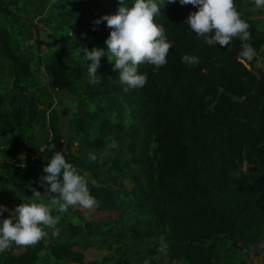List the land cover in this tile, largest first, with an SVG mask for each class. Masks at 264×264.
<instances>
[{"label": "trees", "instance_id": "1", "mask_svg": "<svg viewBox=\"0 0 264 264\" xmlns=\"http://www.w3.org/2000/svg\"><path fill=\"white\" fill-rule=\"evenodd\" d=\"M16 1L0 0V15L17 17L9 9ZM239 2L235 0L236 7ZM159 5L161 12L155 22L164 26L173 47L163 67H139L148 77L143 88L125 92L118 71L103 70L102 65L99 83L85 81L83 66L67 65L74 59L77 43L65 45L44 64L52 88L78 96L76 113L86 117L96 114L92 122L81 121L74 127V134L81 133L79 147L98 151L106 147L116 155L110 158L99 153L92 161L91 156L69 152L60 127V119L69 109H51L48 120L39 121L48 127L39 144L34 141L37 137L27 134L15 145L26 159L11 155L17 166L4 164L0 186L5 193L9 184L21 191L42 193L30 179L40 180L54 152L60 151L79 173H89L95 184L88 182V188L95 198L111 203L113 193L107 186H116L128 206L154 216V223L168 233L166 264H213L210 252L216 239L227 241L238 252L236 230L243 235L249 228L253 239L264 231V71L256 69L253 60L239 62V39L227 47L210 46L191 32L185 21L190 12L198 10L192 5L182 6L179 0L171 4L159 0ZM249 25L251 39L247 43L257 51L264 44V29ZM0 52L14 67L15 87L33 89L20 84L32 75L29 61L14 50L1 22ZM184 55L197 56L199 63L186 65ZM28 105L31 107L20 106L10 113L0 110L1 136L13 133L15 127L22 131L23 115L31 124L37 120L34 101L28 100ZM112 137L118 140L115 148ZM52 145L55 148L49 151ZM124 151L128 152L125 160L119 157ZM31 157L36 159L31 161ZM244 163L250 167L243 169ZM114 168L119 173L114 174ZM127 176L132 180L130 189L124 186ZM69 227L75 234L89 230L91 223ZM44 245L43 239L18 255L0 253V258L5 264H30ZM47 245L56 260L73 256L82 262L68 241ZM17 249L15 245L10 248Z\"/></svg>", "mask_w": 264, "mask_h": 264}, {"label": "rangeland", "instance_id": "2", "mask_svg": "<svg viewBox=\"0 0 264 264\" xmlns=\"http://www.w3.org/2000/svg\"><path fill=\"white\" fill-rule=\"evenodd\" d=\"M133 0H125L127 6L132 5ZM159 4V0H157ZM119 0H17L11 4L9 9L17 14V17L10 16L5 19L0 15V22L6 28L12 41L14 50L24 59L29 61V68L32 75L22 79L21 85L33 87L26 91H20L15 87L12 63L0 52V68L3 73L0 75V110L10 113L13 108L31 107L28 100H33L35 109L39 111L37 120L32 124L27 122V115H23L22 131L0 135V159H11L9 154L18 142L24 141L27 134L34 135L36 144L42 139L48 127H44L40 120H48L51 109L58 110L62 107L69 109V113L60 119V127L65 140V146L69 152L77 156L90 157L96 154H103L113 157L114 152L109 148L104 151L96 149H83L78 145L79 135L74 134L73 129L81 121L92 122L96 119V114L90 117L79 115L77 103L79 98L69 91H57L49 85V76L44 70V64L52 55L58 54L60 49L69 43H77L73 51V61L67 63L71 67L81 65L87 71L85 81H90L88 76V64L83 57L84 53L78 55L79 47H87L89 50L102 48L107 50L105 43L110 34L106 21L99 25L94 21L104 15L115 14L119 8ZM242 18L247 23L257 24L259 29H264V8H256L252 0H240L237 6ZM73 34V35H72ZM85 34V35H82ZM257 55L253 59L254 67L264 71V44L256 51ZM100 65L103 70H110L113 64L108 62L107 56L101 57ZM128 125V117L124 127ZM24 128L27 132H23ZM23 132V133H21ZM117 135H119L117 133ZM90 136H93L90 134ZM119 137V136H118ZM118 144L117 138L110 140ZM128 152H122L120 159H126ZM12 160V159H11ZM248 166L244 163L243 169ZM114 174L119 173L117 168ZM123 175L126 172L122 171ZM85 177H90L88 172H80ZM130 176L124 178V186L130 189L132 186ZM89 184V183H88ZM8 185L10 194L17 190H12ZM117 196L118 209L115 211L103 212L100 210H87L86 216L91 219L94 226H91L96 235L85 236L80 239L76 250L82 256V262L72 258L66 264H166V253L159 251L161 240L167 245V231L154 223V216L138 211L133 206H128L123 192L116 186H108V189ZM125 204V208L124 205ZM123 206V207H122ZM78 209H81L77 207ZM89 213V214H88ZM79 221H83L82 217ZM108 223H105L107 222ZM117 230L118 234H113ZM136 230V232H135ZM235 240L237 248H230L227 241L215 240V247L211 250L210 256L213 264H264V231L256 239L251 237L252 230L246 228L244 234L240 235L236 230ZM100 232L101 234H99ZM89 239L92 247L84 246ZM213 243L212 241L208 242ZM79 262V263H78Z\"/></svg>", "mask_w": 264, "mask_h": 264}, {"label": "clouds", "instance_id": "3", "mask_svg": "<svg viewBox=\"0 0 264 264\" xmlns=\"http://www.w3.org/2000/svg\"><path fill=\"white\" fill-rule=\"evenodd\" d=\"M176 2L167 0L169 4ZM179 3L198 9L190 12L185 23L191 32L203 38L208 45L227 47L234 39H239L242 42L239 62L246 63L255 58V49L247 43L251 39L250 25L242 18L235 0H179ZM252 3L258 9L264 8V0H252ZM119 5L115 14L104 15L94 21L96 25L106 21L111 30L105 41L107 50L79 47L78 55L83 52L84 59L91 61L88 64V76L93 84L100 82L98 68L101 57L106 55L108 62L113 64V70L118 71L119 83L126 86L123 90L127 92L146 85L147 73L138 71L142 64L153 65L157 69L167 64L173 45L166 36L164 26L155 22L161 12L157 0H133L131 6H127L125 0H119ZM182 62L192 66L199 63V58L184 55ZM111 146L117 147L115 141ZM54 148L55 145H52L49 151ZM95 159V156L90 157L92 161ZM43 173L40 183L45 191L41 193L33 189V202L19 204L8 218L0 220V253L13 245L18 248L35 246L49 235L47 229L54 230L52 235H58L57 225L69 208L79 207L91 211L98 207L96 198L88 188L87 178L68 162L62 152H54ZM45 193L49 194L47 202L44 201ZM54 211L60 215H53ZM4 212H9V209L0 204V216ZM166 250L167 245L162 239L159 251L166 253ZM144 264L149 262L145 261Z\"/></svg>", "mask_w": 264, "mask_h": 264}, {"label": "crops", "instance_id": "4", "mask_svg": "<svg viewBox=\"0 0 264 264\" xmlns=\"http://www.w3.org/2000/svg\"><path fill=\"white\" fill-rule=\"evenodd\" d=\"M9 154L12 155L13 157H16V158H19L22 160L26 159V157L21 155L19 153V151L16 150L15 148H13ZM30 159H31V161H34L36 158L31 157ZM4 164L17 166V163L14 162L13 160H11L10 158L3 159L2 161L0 159V174L5 170L4 167H6V166ZM86 178H87L89 183L95 184V182L93 181V179H91V177H86ZM30 181L32 183H34L36 186H38L41 189L42 193L45 191V188L41 185L40 180L31 178ZM9 185H11L10 187L12 188L13 191L17 190V192L12 195V194H10V192L8 190V192L5 193L2 191V188L0 186V204L5 205L9 209V212H4L3 215L0 216V220L8 218L10 212L14 211L16 206H18L19 204L33 202V197H32L33 193H30L28 190H22L21 191L19 189H16L12 184H9ZM43 196H44V201L47 202L49 199V194L45 193V194H43ZM117 199L118 198H117L115 193L113 194V200L111 203H106L105 201L96 198V201L98 202V207H96L93 210H100L103 212H108V211L112 210V211H115V213H116L117 211H119V209H118L119 204L117 202ZM86 212H87V210H85V209L69 208L68 212L61 216V219L57 225V228L59 229V234L58 235H52V232L54 230L47 229L49 235L44 238V242H45L44 248L38 253V258L36 260H33L30 264H66V263H68L66 261H69L70 259H72L73 256H70L67 259L63 258L60 260H56L50 254V251L48 248L49 245H47V244L54 245L57 242H67L68 241V243L73 245V246H71V249L75 251L77 245H79V243L77 241L79 237L81 239L85 236L91 237L93 235H96V234H92V235L88 234V233L94 232L93 231L94 229H92V228H90L89 230L83 229L82 231L75 233V234H72L71 229H69L70 228L69 225H74V226L85 225L86 222H90L91 224H94L91 222V219L85 215ZM53 215H60V214L54 211ZM81 217H82L83 221H79ZM105 223H108V221ZM94 225H91V226H94ZM86 240H87L86 241L87 244L84 246V249L87 247H92L91 245H89V243H90L89 239H86ZM7 251L9 254L18 255L24 251V248H19L17 250H10L9 249ZM76 260H78V259H76ZM0 264H5L3 262V258L2 259L0 258ZM70 264H73V263H70ZM79 264H81V263H79Z\"/></svg>", "mask_w": 264, "mask_h": 264}]
</instances>
